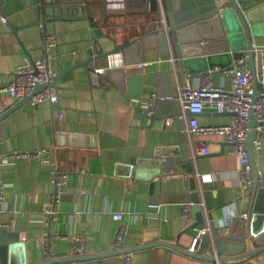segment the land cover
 <instances>
[{
	"label": "crops",
	"instance_id": "crops-1",
	"mask_svg": "<svg viewBox=\"0 0 264 264\" xmlns=\"http://www.w3.org/2000/svg\"><path fill=\"white\" fill-rule=\"evenodd\" d=\"M70 5L74 7L69 9L74 16L46 24V31L58 34V45L54 48L57 73L88 58L89 48H96L97 41L102 49L108 50L156 28L162 0H152L151 7L149 0H87L84 16L80 15L83 9L80 5ZM6 17L8 22L0 19V85L12 78L17 65L31 60L30 55L36 59L44 53L42 25L26 26L17 34L14 30L15 25L35 20L31 7ZM256 46L264 47V40L257 41ZM144 50L142 54L139 48L132 47L129 65L123 51L97 60L96 68L124 67L128 76H139V81L127 84L124 90L108 80L93 86L91 72L80 65L58 78L57 104L26 101L5 118L0 138L4 195L0 201V221L19 233L30 262L49 252L55 256L75 254L77 235L85 237V252L115 248L121 220L115 219L113 213L119 211L126 212L129 226L124 246L167 240L189 248L196 226H202L208 219L213 225V233L207 236L209 243L230 231L240 235L243 224L235 222L245 218L240 217L242 212L249 213L252 189L240 187V159L229 152L227 136L216 133L191 136L192 173L185 169L180 172L175 166L165 174L155 173L153 161L169 160L180 144V137L174 120L152 119L144 114L151 93L167 95L170 86L166 77L169 62L160 57L158 42ZM137 57H142L141 61H136ZM200 77L187 72L176 74L173 77L176 95ZM213 83L231 87L230 76L223 71L213 75ZM19 101L5 94L0 107L6 111ZM199 119L202 125H222L231 121V114L207 109ZM183 121L184 132L192 140L189 122ZM60 129L70 134L61 138L57 134ZM203 143L208 144V153L198 152ZM255 153L257 167L264 172V138ZM138 160L146 165L138 166ZM53 169L66 172L69 183L57 206L60 212L46 218ZM188 176L190 187L186 189ZM195 191L199 192L203 213V221L197 225H193L198 220L194 204L189 217L184 213V204L194 202ZM152 203H159V209L150 208ZM228 212L234 213L233 219L227 217ZM12 255L14 258L16 253ZM128 257L130 264H211L162 244L137 249ZM76 264L127 262L120 254ZM243 264H264V252Z\"/></svg>",
	"mask_w": 264,
	"mask_h": 264
},
{
	"label": "water",
	"instance_id": "water-1",
	"mask_svg": "<svg viewBox=\"0 0 264 264\" xmlns=\"http://www.w3.org/2000/svg\"><path fill=\"white\" fill-rule=\"evenodd\" d=\"M71 3L80 5L82 12L87 14V0H0V12L4 16L32 8L35 20L24 25H15L17 31L31 25H42L46 31L47 21H57L61 18L74 16L69 9L74 8ZM158 14V26L152 28L148 33L136 37L129 42L116 45L112 49L104 50L97 41L96 48H89L90 56L86 59L75 61L72 65L62 69L54 78L55 83L63 74L73 70L80 65L86 66L91 72L95 71L97 60L109 58L115 52L123 51L126 54L127 65L131 64L130 51L132 47L139 48L144 54L147 47H155L158 42L160 57L168 61L166 77L169 81L168 94L172 98H159L156 101L154 111L144 114L154 119H172L179 129L180 144L177 145L174 155L164 163L158 159L153 161L152 167L157 175L168 171L170 167H178L180 172L185 169L192 173L194 170L193 155L190 152L189 138L184 132V121L180 119V104L176 99V87L173 77L176 74L187 72L189 75L202 76L211 67H227L241 57L245 51L249 57L247 64L251 68L255 82L253 100L259 95L262 84L258 82V72L261 71L260 59L262 53L256 49L257 41L264 40V0H162L161 9ZM95 24V23H94ZM96 25V24H95ZM153 26V25H152ZM19 36V35H18ZM31 60H34V57ZM137 57L136 61H141ZM99 72L100 84L108 80L111 85H117L125 89L127 84L139 81V76H128L124 67H102ZM43 85H37L36 91L42 89ZM139 92V89H138ZM163 92L159 95L164 96ZM167 94V95H168ZM30 96L19 101L9 110H0V138L5 130V118L10 112L23 102L28 101ZM251 130L246 141L251 153L252 165L255 174L252 186L251 209L248 215L235 224H243L240 235L232 231L225 236L218 235L215 242L218 247V256L194 252L183 247L179 243L167 240H155L139 243L137 246L115 247L102 252H84L81 254H68L67 256H55L51 252L45 257L28 260L24 242L21 241L17 231L0 227V264H76L88 260L102 261L104 258L120 254H130L137 249H143L157 244L174 248L188 256L210 261L211 264L219 261L221 264H243L252 257L258 258L264 252V187L259 185L260 170L256 163L254 141L258 137L256 131L257 117L254 109L250 112ZM59 137H64V130L57 131ZM138 166H144L142 160H138ZM149 165V164H148ZM162 169L165 171L162 172ZM193 188L196 187L195 177H191ZM194 211L198 220L193 225L203 221L202 207L199 204V192L195 191ZM204 242L208 245L207 237ZM13 258L12 254H15Z\"/></svg>",
	"mask_w": 264,
	"mask_h": 264
},
{
	"label": "built area",
	"instance_id": "built-area-1",
	"mask_svg": "<svg viewBox=\"0 0 264 264\" xmlns=\"http://www.w3.org/2000/svg\"><path fill=\"white\" fill-rule=\"evenodd\" d=\"M152 0H149L151 7ZM0 19L8 22V18L0 12ZM43 55L34 60H27L24 63L17 65L14 68L12 78L6 83L0 85V103L5 94L21 100L28 96L30 104L49 101L51 104L59 102V88L54 81L57 74L54 70L55 52L54 48L58 45V34L55 32L45 31L44 33ZM256 49L262 53L260 65L261 71L258 72V82L262 84L259 89V95L253 100L255 92L254 77L250 66L247 64L249 54L247 51L239 57L232 65L227 67L215 66L206 70L200 77V80L195 83H190L183 87L176 95V99L180 104L181 113L180 119L188 120V132L191 137L194 134L216 133L227 136L228 150L230 153L236 154L240 159V187L244 190L252 189L255 174L252 165L251 153L247 146V139L251 130V109H254L255 117H257L256 131L258 137L254 141V149L257 152L263 144L264 138V47ZM104 68H97L91 71L90 80L93 86L100 84L99 72ZM223 71L230 76L231 87L227 88L224 84L216 85L213 83V75L216 72ZM37 85H43L42 89L36 91ZM161 98H172L170 94L161 96L157 92H152L149 96V107L147 113L151 114L154 111L156 101ZM207 109L219 113L228 112L231 114V121L222 125L200 123L199 116ZM0 110L2 111L1 107ZM192 138V137H191ZM193 142L192 140H190ZM198 152L205 154L209 152L207 143H203L198 148ZM195 157L197 154L195 153ZM50 199L48 208L45 210V217H54L60 212L58 203L64 194V189L69 183V175L61 172L58 169H53L50 173ZM259 185L264 187V172H260ZM190 187V177L186 178V189ZM3 184L0 178V201L3 198ZM194 202L184 204V213L187 217L191 214L192 205ZM201 205V204H200ZM152 209H159V203L149 205ZM1 210V209H0ZM125 211L114 212L113 217L121 220V225L116 236V247H123L124 240L128 233L129 226L125 221ZM247 212H242L240 217H246ZM234 213L228 212L229 219L234 218ZM1 228H9L11 225L2 223ZM196 231L192 239V244L189 250L212 254L218 256V247L214 239L205 247L204 238L213 233V225L211 219H208L202 226H196ZM75 251L77 254L86 251L85 237L77 235L75 237ZM126 257L127 264L129 263V255L123 254ZM214 264H221L219 261Z\"/></svg>",
	"mask_w": 264,
	"mask_h": 264
}]
</instances>
